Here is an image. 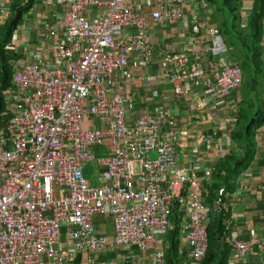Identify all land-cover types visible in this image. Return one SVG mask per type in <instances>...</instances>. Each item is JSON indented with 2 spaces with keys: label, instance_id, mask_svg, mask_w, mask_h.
Listing matches in <instances>:
<instances>
[{
  "label": "built area",
  "instance_id": "built-area-1",
  "mask_svg": "<svg viewBox=\"0 0 264 264\" xmlns=\"http://www.w3.org/2000/svg\"><path fill=\"white\" fill-rule=\"evenodd\" d=\"M45 1L63 9L62 20L45 35L48 48L14 65L17 93L0 131V264H82L83 256L112 264L100 258L119 249L120 264H166L162 234L177 203L185 205L179 230L188 264H201L210 211L202 183L177 167L181 132L162 112L129 122L133 104L122 81L134 55L153 57L139 4L152 8L153 23L174 25L197 0ZM95 8L103 13L90 20ZM209 51L216 59L228 52L217 31ZM186 61L166 53L168 65L148 81H167L177 100L188 97ZM242 82L238 66L220 64L203 92L217 103ZM230 241L229 264H243L253 241Z\"/></svg>",
  "mask_w": 264,
  "mask_h": 264
},
{
  "label": "crops",
  "instance_id": "crops-1",
  "mask_svg": "<svg viewBox=\"0 0 264 264\" xmlns=\"http://www.w3.org/2000/svg\"><path fill=\"white\" fill-rule=\"evenodd\" d=\"M241 1L242 22L239 28L244 31L253 0ZM28 2L29 0H0V38L6 34L12 17L18 10L27 8ZM45 2L35 0L32 7L22 15L10 43L5 48L13 56L9 62L12 73L14 65L24 61L32 51L48 48L49 41L45 40V35L62 20L63 9L58 4L48 6ZM138 7V11L149 21L148 31L153 57L149 62H145L140 56L134 55L122 75L124 89L133 104L128 121L131 122L142 115L154 116L159 112L174 120L176 129L181 132V139L175 147L177 167L190 175L193 174L202 183L205 205L207 196L205 184L211 182L214 165L222 161L232 149L238 154L243 147L242 141L234 143L231 140L233 132L244 131L249 121L253 123L256 142L253 160L235 182L234 191L224 196L222 204V209L230 214L229 220L225 223L224 243L230 247L228 264L233 248L227 240L230 241L235 236L239 241H253V252L243 264H264V17L261 23L260 55L249 65L252 73L247 77L243 75L241 86L216 103L204 95V80L220 69V64L238 66L229 54L230 48L225 38L219 32L225 14L217 11L215 6H211L205 0H197L194 4L184 5L180 20L176 24L157 25L150 19L151 7L142 4ZM90 11H87L90 20H96L103 13L101 8ZM214 31L221 34L228 50L227 54L219 59L212 57L209 51L211 34ZM166 53L187 58L184 88L189 91L188 97L177 100L167 81L157 83L148 81V78L159 74L163 67L168 65ZM169 68L173 70L171 66ZM16 93L12 83L9 89L1 93L5 108L0 116L5 123L0 125V131L12 116ZM257 115L258 124L255 123ZM197 159H200V162H196ZM194 167L197 169H193ZM183 209H185L183 203L172 206L170 216L172 228L168 233L162 234L165 259L173 240L177 245L180 259L178 264H188L189 261L188 249L179 230ZM96 224L102 226V220H96ZM109 227L108 225L106 229L110 235ZM171 232L176 234L172 236ZM217 242V249H221V240ZM125 254L124 249H119L118 252L104 255L100 259L120 264ZM88 259L89 256H83L82 264H86Z\"/></svg>",
  "mask_w": 264,
  "mask_h": 264
},
{
  "label": "trees",
  "instance_id": "trees-1",
  "mask_svg": "<svg viewBox=\"0 0 264 264\" xmlns=\"http://www.w3.org/2000/svg\"><path fill=\"white\" fill-rule=\"evenodd\" d=\"M205 1L211 6H215L217 11L225 14L219 32H221L226 44L230 48L229 54L240 67L243 81V75L247 77L252 73L249 65L260 55L264 0H253L252 9L246 18L244 31H241L239 28L242 22L241 0ZM34 2L35 0H29L26 5L27 8L18 10L17 14L9 22L6 34L0 38V114L5 108L1 93L9 89L12 79V67L9 62L13 56L5 48L10 43L14 29L22 19V15L32 7ZM258 119L259 116H255L256 124L259 123ZM2 123H5V120L0 116V125ZM252 127L253 123L249 121L244 131L233 132L231 140L234 143H238L239 141L243 143V147L240 149L241 151L237 154L232 149L222 161L215 164L211 174V182L205 184V190L207 191L205 201L210 212L209 223L207 225V255L201 264H228L230 247L224 243V236L226 232L225 223L229 220L230 214L222 209V204L224 202V196L234 191L235 182L247 170L253 160L256 142L255 128ZM175 234L176 232H171L172 236ZM218 237L221 238V249H217ZM171 241V249L166 252L165 262L166 264H178L180 263V259L178 257L177 245L173 240ZM227 243L231 245V241L227 240ZM77 264H80V259H78Z\"/></svg>",
  "mask_w": 264,
  "mask_h": 264
},
{
  "label": "rangeland",
  "instance_id": "rangeland-1",
  "mask_svg": "<svg viewBox=\"0 0 264 264\" xmlns=\"http://www.w3.org/2000/svg\"><path fill=\"white\" fill-rule=\"evenodd\" d=\"M104 156H106V155H104ZM93 167H94V169H96V168H97L96 164H94ZM86 178L90 179L91 182H92L93 184H96V180H95L94 175H92V174H90V173L87 172V173H86ZM107 223H108V222H107ZM107 223L105 222V228L109 225V224H107ZM109 228H110V227H109Z\"/></svg>",
  "mask_w": 264,
  "mask_h": 264
},
{
  "label": "water",
  "instance_id": "water-1",
  "mask_svg": "<svg viewBox=\"0 0 264 264\" xmlns=\"http://www.w3.org/2000/svg\"><path fill=\"white\" fill-rule=\"evenodd\" d=\"M221 240V238L220 237H218V241H220Z\"/></svg>",
  "mask_w": 264,
  "mask_h": 264
}]
</instances>
